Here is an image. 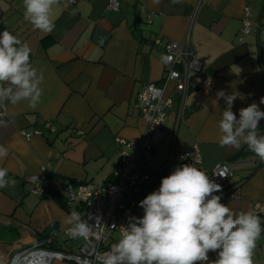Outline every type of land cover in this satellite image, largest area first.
Here are the masks:
<instances>
[{
    "label": "crops",
    "instance_id": "crops-1",
    "mask_svg": "<svg viewBox=\"0 0 264 264\" xmlns=\"http://www.w3.org/2000/svg\"><path fill=\"white\" fill-rule=\"evenodd\" d=\"M195 0H119L117 10L107 8V0H76L60 7L51 32L34 29L24 19L23 0H0V33L8 30L31 49L30 62L43 74L40 102L31 107L22 100L13 105L0 102V146L8 155L0 157V167L15 185L0 188V255L43 239L51 229L58 232L50 244L74 250L79 237L66 240L71 228V211L55 199L62 182L90 181L103 185L118 167L117 138L137 141L144 121L136 109V95L149 83H160L164 51L149 41L151 34L183 42L196 50L197 60L210 76L208 86L198 87L192 78L184 116L177 121V101L170 82L164 92L173 98L166 112L162 135L147 165L138 159L135 172L150 173L166 163L169 155L193 144L200 148L203 165L211 169L220 161H230L239 150L220 146L219 121L226 101L223 90L237 98L232 111L257 103L264 97V33H248L239 40L238 29L244 6L251 17L264 25V0H206L189 25ZM153 13L150 21L147 16ZM4 107V108H3ZM50 121L49 129L30 139L20 130H32ZM258 135H264L261 119ZM258 157L237 159L222 186L226 205L233 212L251 211L264 229V163ZM46 171L41 173L40 167ZM180 166L172 162L170 172ZM170 173V174H171ZM31 174L47 182L45 196L29 192ZM48 176L49 180L45 181ZM134 189L126 199L143 200ZM73 209V208H72ZM74 210V209H73ZM78 212L77 210H74ZM41 235V238L38 236ZM119 239L109 240L110 249ZM209 262L217 252L208 253ZM254 264H264V231L256 242ZM51 264H75L54 260Z\"/></svg>",
    "mask_w": 264,
    "mask_h": 264
},
{
    "label": "clouds",
    "instance_id": "clouds-1",
    "mask_svg": "<svg viewBox=\"0 0 264 264\" xmlns=\"http://www.w3.org/2000/svg\"><path fill=\"white\" fill-rule=\"evenodd\" d=\"M24 19L34 29L51 32L60 7V0H23ZM31 49L8 30L0 33V102L15 105L22 100L35 107L40 102L43 74L30 62ZM226 101L219 121L220 146L237 150L242 144L264 162V135H258L264 111L257 103L232 111L237 98L225 94ZM264 104V97L260 99ZM8 155L0 146V157ZM8 170L0 167V188L15 185L7 179ZM219 176L223 177L224 174ZM222 186L197 167L184 164L162 178L159 189L139 202L142 217H130L121 226V236L104 254L102 264H254L256 242L260 238V218L251 211L239 213L223 203ZM88 219H93L88 214ZM99 220V217H96ZM69 235L86 237L90 232L88 220L72 211ZM217 252L209 262L208 253Z\"/></svg>",
    "mask_w": 264,
    "mask_h": 264
},
{
    "label": "built area",
    "instance_id": "built-area-1",
    "mask_svg": "<svg viewBox=\"0 0 264 264\" xmlns=\"http://www.w3.org/2000/svg\"><path fill=\"white\" fill-rule=\"evenodd\" d=\"M76 0H66L67 4H74ZM206 0H195L192 14L189 17L191 25L199 7ZM119 0H107V8L117 10ZM153 13L147 16L150 21ZM264 33V25L251 17V9L244 6L240 26L238 29L239 40H243L248 33ZM149 41L164 51L163 74L160 83L149 82L145 84L136 95V109L144 121V128L137 141H127L117 138L118 167L112 176L103 185L90 181H68L61 190L60 196L65 208L76 209L82 219L88 220L90 232L86 237H79L80 242L74 250L56 249L50 246L58 235L57 230L51 229L47 237L34 238L32 242L23 247H17L9 254L0 255V264H51L54 260H69L75 264H102L104 254L111 251L108 242L113 237L120 239L121 226H127L130 217H142L143 209L138 200L126 199L138 189V194L144 199L148 194L159 189L162 178L170 175V167L175 160L180 166L190 164L209 175L214 182L224 185L231 174V167L236 161H220L211 169L203 165L200 148L193 144L184 151L174 155L170 154L166 163L158 167L155 172L161 174L160 179H153L150 173H136L135 166L138 159L147 165L150 162L152 151L162 135V124L166 112L173 105V98L165 96L167 85L172 82V94L177 101V121L184 116L186 100L190 91L192 78H198V87L208 86L210 76L205 68L197 60L196 50L189 41V35L183 42L163 38L159 34H151ZM4 108V107H3ZM50 121H45L42 126L32 130H20L25 139L33 135H41L42 129H49ZM41 173L46 171L40 167ZM220 174L225 176L221 177ZM29 192L37 196L44 193L41 175L31 174L27 176ZM221 196V203L225 204L226 192L214 193ZM93 219H88V214ZM99 217V220H96ZM69 229L64 230L66 240L75 238L69 235Z\"/></svg>",
    "mask_w": 264,
    "mask_h": 264
},
{
    "label": "trees",
    "instance_id": "trees-1",
    "mask_svg": "<svg viewBox=\"0 0 264 264\" xmlns=\"http://www.w3.org/2000/svg\"><path fill=\"white\" fill-rule=\"evenodd\" d=\"M238 118H239V116H238ZM249 155H251V156H256V154L255 153H253L252 151H250L249 149H248V146L247 145H244L242 148H241V150L234 156V157H232V158H230L229 160L230 161H237V159H244L245 157H247V156H249ZM256 157H258V156H256ZM262 163H264V162H262V161H260V159H259V157H258V161H257V165L256 166H259V165H261ZM45 181H48L49 180V177L48 176H46L45 177V179H44ZM66 182L64 181V182H62V184L64 185ZM48 188V186H45L44 187V189H47ZM55 199L59 202V204L62 206V207H64L65 208V206H64V203H63V201H62V198H61V196H60V194L59 195H55ZM65 209H67V210H69V211H74V210H76V209H69V208H65ZM47 235V234H46ZM39 238H41V235L40 236H38Z\"/></svg>",
    "mask_w": 264,
    "mask_h": 264
},
{
    "label": "water",
    "instance_id": "water-1",
    "mask_svg": "<svg viewBox=\"0 0 264 264\" xmlns=\"http://www.w3.org/2000/svg\"><path fill=\"white\" fill-rule=\"evenodd\" d=\"M46 184H47V182H45V183L43 184V186L45 187V186H46ZM42 195H43V196H45V193H43Z\"/></svg>",
    "mask_w": 264,
    "mask_h": 264
}]
</instances>
